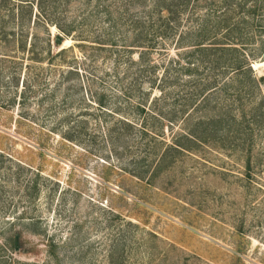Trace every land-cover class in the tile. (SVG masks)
Returning a JSON list of instances; mask_svg holds the SVG:
<instances>
[{
    "label": "trees",
    "instance_id": "obj_1",
    "mask_svg": "<svg viewBox=\"0 0 264 264\" xmlns=\"http://www.w3.org/2000/svg\"><path fill=\"white\" fill-rule=\"evenodd\" d=\"M92 1L95 3L90 7ZM76 2H80L79 8L66 14ZM37 26L45 31L49 26L58 29L56 46L75 35L83 55L93 62L100 57L108 59L110 75L121 84L119 100L109 102L104 90L94 88L96 92H90L87 103L83 102L84 111L81 108L74 116L69 112L49 131L40 126L38 118L28 112L35 79L24 74L19 88L22 61L16 54L28 52L31 60L39 59L41 38L33 35L28 40L31 28ZM66 50L59 49L55 55ZM259 59L264 61V0H0V111L11 116L18 105L17 134L24 136L29 152L42 158L48 156L52 135L73 149L83 145L81 148L89 152L87 147L96 141L97 133L88 132L87 124L94 122L99 128L101 119L106 124L105 135L113 141L112 154L103 157L109 173L101 184L114 185V196L137 206L142 202L139 188L133 193L124 182L134 180L155 188V179L163 170L174 169L181 154H200L207 149L241 153L245 176L259 165L254 158L264 159V146L254 151L256 140L264 138V74L258 76L252 68ZM28 66L26 63L25 70ZM77 77L79 70L71 69L60 82L69 83ZM98 81L105 83L103 77L91 83ZM23 123L30 129L39 127L47 138L31 141L35 134L19 132ZM176 124L172 142L160 140L164 128L172 130ZM134 136L154 141L148 152L154 154L153 161L143 169L136 166L131 172L120 171L110 162L112 155L120 159L128 150H120L122 142H116ZM5 159L0 150V180L7 186L1 188L7 193L15 182L11 189L22 190L23 197L36 200L43 191L41 178L48 179L43 178V169L16 159V171L10 175L2 169ZM142 160L141 156L138 163ZM25 172L32 178L20 183ZM111 172L118 175L112 178ZM8 243L13 250L22 246L19 235ZM47 245L54 255L55 244Z\"/></svg>",
    "mask_w": 264,
    "mask_h": 264
},
{
    "label": "rangeland",
    "instance_id": "obj_2",
    "mask_svg": "<svg viewBox=\"0 0 264 264\" xmlns=\"http://www.w3.org/2000/svg\"><path fill=\"white\" fill-rule=\"evenodd\" d=\"M78 3L71 4L66 14L79 8ZM58 34L55 26L47 31L41 26L31 28L28 40L33 35L41 38L39 59L31 60L28 52L16 53L22 61L21 66L17 65L21 72L19 88L24 74L35 79L28 112L48 131L69 112L74 116L81 108L84 111L83 102L87 103L90 92L104 90L109 102H115L121 86L116 76L110 75L108 59L100 57L93 62L83 55L75 35L56 46ZM59 49L67 50L57 56ZM26 63L29 66L25 70ZM75 68L79 77L69 83L60 82ZM252 68L258 76L264 74V61H254ZM101 77L104 89L99 81L95 83ZM9 114L0 111V125L4 126L0 127V150L7 158L2 169L12 175L16 171L14 163L20 159L42 168L43 178L48 179L41 178L43 191L36 200L23 197L22 190L11 189L15 182L6 193L0 180V264H264V159L254 158L259 165L245 176L241 153L207 149L200 154H181L174 169L163 170L155 179V188L138 185L134 180L124 182L133 193L139 188L142 202L137 206L114 196V185L101 184L109 173L103 157L112 154L113 143L105 135L106 124L101 119L99 128L97 123L87 124L88 132L97 133L96 141L87 147L89 152L81 148L83 145L73 149L52 135L48 156L42 158L29 152L24 136L17 134L18 105ZM179 124L172 130L165 127L160 140L171 143ZM28 131L35 134L31 141L36 142L40 136L41 140L47 138L39 127L30 129L23 123L19 132ZM117 143L121 144L120 150H128L120 159L112 155L110 162L118 170L131 172L136 166L143 169L153 161L154 154H148L154 147L150 137H124ZM259 146H264L263 137L256 140L255 152ZM141 156L143 160L138 163ZM25 173L20 183L32 178L30 172ZM117 175L111 172L112 178ZM18 235L22 246L13 250L8 239ZM50 242L55 244L54 255L49 252Z\"/></svg>",
    "mask_w": 264,
    "mask_h": 264
}]
</instances>
